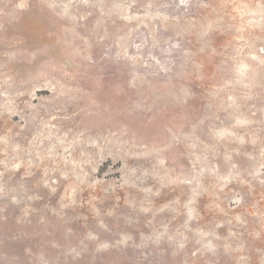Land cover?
<instances>
[{
    "label": "rangeland",
    "instance_id": "obj_1",
    "mask_svg": "<svg viewBox=\"0 0 264 264\" xmlns=\"http://www.w3.org/2000/svg\"><path fill=\"white\" fill-rule=\"evenodd\" d=\"M0 264H264V0H0Z\"/></svg>",
    "mask_w": 264,
    "mask_h": 264
}]
</instances>
